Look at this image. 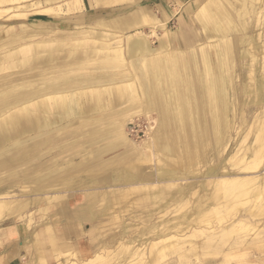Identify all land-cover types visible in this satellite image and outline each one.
<instances>
[{
	"label": "crops",
	"instance_id": "0c3cea01",
	"mask_svg": "<svg viewBox=\"0 0 264 264\" xmlns=\"http://www.w3.org/2000/svg\"><path fill=\"white\" fill-rule=\"evenodd\" d=\"M3 1L0 0V3ZM130 1L96 0L101 6L119 4V9ZM240 1L208 0L194 5L198 8L196 16L201 19L208 36H216L223 49L220 47L218 52V63H212L211 53L204 45L193 46L192 43H195L200 35H195L189 30L184 33L183 41H179L180 46L175 45L170 49L172 39L169 36L160 37L159 46L153 47L143 31L136 28L137 31L126 39V53L131 59V68L129 65L126 68V65H120L125 55L122 39L113 40L115 42L112 43L109 35H103L100 30L94 32L96 39H87L85 36L92 35L88 34L90 30L67 29L60 32L59 42L48 43L50 40H31L32 34L27 31L15 33L18 30L14 28L0 29L4 31L2 36L6 35V39H0V171H7L6 176L0 177V183L9 181L10 186L21 183L24 187H33L31 190L37 194L46 195L33 200L39 213L27 210L23 213L26 219L3 221L0 224V264H61L66 257L74 259L72 263H78L86 262L99 254L110 255L106 251L125 238H118L117 234L107 239L102 237L98 217L104 212H97L100 194L106 200L107 208H113L118 199L137 188L143 190L145 195L141 194L140 199L146 206L164 199V189L171 194V201H177V191L182 195L184 188L186 189L182 187L180 180L188 178L185 174L194 172L172 171L175 159L181 158L191 162L201 151H210L215 145L225 147L227 137L235 126L234 119L229 118L228 114L232 104L231 99H228L231 81H226L232 73V63L237 58L248 56L256 60L257 55L264 54V44L257 42L255 36L235 33L242 29V24L245 27L243 16L261 13L259 8L262 0H242L237 4ZM15 2L13 7L19 8L21 2ZM45 9L46 7L41 11ZM115 9L108 10V15L116 13L111 15L113 17L110 19L101 14H98L93 22L91 21L94 18L86 19L89 18L90 25H102L115 32L124 33L141 25L143 15L150 13L149 8L140 4L136 5L134 10L122 14L117 13L119 9ZM20 15L23 14L16 12L14 17ZM151 17L166 29L165 18ZM238 20H241L242 24ZM29 25L42 28V24L39 25L38 22H31ZM56 50H59L61 55L58 67H54L56 62L52 63ZM63 64L69 66H62ZM255 64L250 63V69L255 74L241 86L239 125L248 123L247 107L255 104L256 99L260 101L264 95V73L259 79L256 70H253ZM17 65L21 66V69L1 74ZM105 66L114 72H120L115 74L108 71L106 74H98L99 69ZM33 69H39V72L22 78L15 75ZM71 71L79 75H72L74 78H71ZM94 71L99 72L93 73ZM225 71L228 75L224 74ZM91 75L97 77L92 78ZM19 81L24 83V89L19 87ZM232 105L237 117L234 102ZM137 108L144 113L156 111L157 119L163 124L159 144L156 141L157 146L154 145V152H151V155L157 156L161 161V165L156 167V174L144 172V167L134 164L136 154L139 155L141 151L139 149L132 155L129 153L132 148L125 149L120 155L110 158L109 162L102 161L100 157L107 151L128 143L129 139L115 141L111 138L115 135H125L123 131L127 116H131ZM74 116L79 118L73 119ZM260 119L253 144L245 148L238 161L242 170L257 174L227 180L235 182L238 188L245 187L242 194H238L240 191L235 194L236 197L247 195L249 191L252 195L264 189V169L259 171L260 174L251 170L258 168L262 163L264 165V134L261 129L263 122ZM114 125L117 129L113 128ZM85 136L88 137L83 142L87 147L103 140L106 143L90 148L76 166L71 165L67 169H57L58 162H40L44 153L55 147L52 144L70 139L77 142ZM64 143L61 142L57 147L61 148ZM66 150L62 149L61 153ZM140 154H143L142 151ZM140 158L147 160L145 156ZM101 170L112 172L102 175ZM84 171L91 176L92 183L86 187L76 180ZM211 174L207 172L202 175L209 180L207 177ZM118 182L126 188H114L119 187ZM98 183L107 185L113 194L106 197L107 192H92L90 189ZM60 185L64 187L63 191L71 193L61 203L51 201L61 196L52 195L49 189ZM171 188H176L177 191H170ZM11 191L0 190V208L5 209L3 219L8 218L14 211L13 204L18 202V210L26 207L21 201L10 200ZM172 205L173 203H167L166 207L172 210ZM41 212L46 218L41 217ZM230 231L227 234L231 238ZM233 239L234 244L238 245L240 238L234 236Z\"/></svg>",
	"mask_w": 264,
	"mask_h": 264
},
{
	"label": "rangeland",
	"instance_id": "374dc122",
	"mask_svg": "<svg viewBox=\"0 0 264 264\" xmlns=\"http://www.w3.org/2000/svg\"><path fill=\"white\" fill-rule=\"evenodd\" d=\"M15 1L19 2V0H14V2L4 0L0 3V29L14 28L18 30L15 33L27 31L30 32V35L32 34L31 40H50L48 43L52 41L59 42L58 38L60 39V32L67 29H76L78 31H82L81 29L85 31L90 30L91 32H88V34L92 35L85 36L87 39H96L94 32H97L95 30H100L103 35H109L108 37L111 39L112 43L115 42L113 40L122 39L125 55L123 63H120V65H126V68L128 65L131 68V59L126 53V39L128 35L136 32L137 29L143 31L153 47L159 46L160 37L169 36L170 39H172L171 46H169L170 49H173L175 45L180 46L179 41H183L184 33L189 30L195 35H200L195 43H192L194 44L193 46L198 47L204 45L211 53L212 63H218V59L220 58L218 52L221 46L218 43V38L216 36H208L201 19L196 16L198 8L194 5L198 2L199 4H201V2L205 3L208 0H131L125 5L126 8L122 7L121 9L118 8L121 6L119 4L101 6L98 5L96 0H20V7L14 8L13 3H16ZM33 1H36V3L29 4ZM241 1L239 3L237 2V4H240ZM139 4L150 9L149 15L144 14L141 25L131 28L124 33L115 32L102 25H90L88 21L89 18H94L91 22L96 20L95 18L98 14L106 17V19H110L116 13L113 12L111 14L113 16L111 17V15H108V10L116 8L115 10H120H118L117 13L120 12L122 14L134 10L136 5ZM9 6L11 9H6ZM44 7H46V9L41 11ZM49 7L52 8L48 10L47 8ZM188 7H191V9ZM259 10H261L259 14L242 17L245 27L242 21L238 20V22L242 24V29L235 33L238 35L255 36L257 42L264 44V0L261 2ZM14 11L22 13L23 15L14 17L16 13H14ZM151 16L160 19L165 18L167 20L166 29L159 26ZM86 17L89 18L86 19ZM31 22H38L39 25L42 24L41 30L37 27L30 26L29 23ZM11 25H14V27ZM2 30H0V39H6V35L2 36L4 34ZM56 45H58V43ZM249 47L252 49L251 46ZM221 50H223L222 47ZM54 55L55 59L52 63L56 62L57 65L54 67H58L61 57L59 50H56ZM111 55L113 56V52ZM91 63H94V61H91ZM95 63L97 62L95 61ZM250 63H256L253 70H256L257 77L263 75L264 54H259L256 60H252L251 56L237 58L234 63H232V73L226 80L231 81V86L230 88L228 87V99H231L230 101L232 104L234 102V111L237 110L238 114L237 117L234 115L232 110L233 107H231L233 105L231 104L230 106L229 102L230 107L228 114L229 118L234 119L235 126L231 129V135L229 134L227 137L228 141L225 147L222 145H215L210 151L205 153L201 151V153H198L197 158L191 162H186L185 159L181 158L175 159L173 164L174 169L172 171L194 172L185 174L188 178L180 180V183L183 185L182 187H186L182 195L176 188L169 189L170 191H177L176 202L169 199L171 194H168V191L164 189V199L158 200L159 202L155 204L151 202L146 206L140 199L141 194L143 196L145 194H143V190H139L141 188H137V190L129 191L127 196L123 195V198L121 197L118 199L113 208H107V206H105L106 200H104V197L100 194L101 199L97 203V212H104L103 215L99 214L100 216L98 217L100 220L99 231L102 233V237L107 239V237H114L113 235L117 234L119 236L118 238L122 237L125 239L117 241V244L107 251L102 250L103 252L106 251V253H110V255L99 254L86 262L80 261L75 264H264V189L252 195L251 191H249L247 195L236 197L235 194L239 191L240 193L238 194H242V189H245V187L242 188L241 186V188H238L235 182L227 181L230 180L228 178H242L257 174L249 173L250 170H242L238 162L243 156L245 148L253 144L256 138L257 126L260 123L259 118H261L260 120L263 122L261 129L264 134V117H262L264 111V109H262L264 105L263 94H261L263 96L260 101L256 99L255 104L252 103L251 106L249 105L247 107L246 113L248 111V123L239 125L238 122L241 117L239 114V111H241V86L255 74L250 69ZM62 66L68 67L69 65L63 64ZM19 69H21V66L18 67L17 65L11 70L1 72V74L10 73ZM38 70L39 69H33L23 73L19 71L20 73L15 75H17V78L18 76L22 78L37 74L39 72ZM99 71H94L93 73L99 72L98 74L102 75L101 73L106 74L108 71L115 74L120 72L119 70L114 72L106 66L99 69ZM70 73V76L79 75L77 73H72V71ZM226 73L228 75L227 71H225L224 74ZM91 77H97V75H91ZM71 78H74V76ZM260 78L261 77H259V79ZM227 84L229 83L227 82ZM18 85L21 89H24L22 88L24 87L22 81H19ZM76 118L79 117H73V119ZM157 118L158 114L156 111L144 113L143 110L137 108L131 116H127V122L123 131L125 135L122 137L115 135L111 138L115 141L122 140V138H124L125 141L129 139V144L125 142L113 150L107 151L100 156L101 160L109 162L110 158L115 157V155L118 156V154L125 149L132 148V150L129 151L131 155L139 149L143 154H140L141 151L139 155L136 154L137 157L134 158V164L144 167V172L150 171L156 174V167L161 165V161L158 160L159 158L157 156L151 155V153H149L150 151L144 148L143 141L147 138L148 126L157 123ZM100 126L103 127L104 125ZM113 128L117 129L116 125H114ZM87 137H82L77 140V142H73V139L69 141L61 140V142H65L64 145H61V148L57 147V145L61 143L60 141H58L60 143L52 144L55 147H52L49 152L44 153L40 158V162L44 164L47 162H49V164L58 162L57 169H67L69 168L68 166L71 165V167L76 166L77 163L83 159L85 154L89 152L90 148H96L106 143V141L103 140L91 145V147H87L86 143L83 142ZM62 149L67 150L61 153ZM140 156L147 157V160L141 159ZM112 166L110 169H112ZM261 169H264L263 163L259 165L258 168L251 170L259 173ZM86 171H84V173L81 172L80 176L76 177L77 181H81V183L85 184V187L92 184L90 182L91 176H89ZM102 172L101 174L104 175L112 171L107 170ZM207 172L212 173L210 177H207L212 181L203 177L202 174ZM6 175V170L0 171V177ZM215 178L225 179L226 181H215L219 180ZM206 180L208 181L206 182ZM10 185L9 181L3 184L0 183V190L8 191V189H11L12 191L9 197L12 199L10 200L13 202L21 201L20 203L23 205L26 204V207L18 210V202L13 204V210L15 212L13 211L9 217L5 219H3L5 209L1 207L0 224L3 221L26 219V215L23 213L27 212V210L39 213L38 206L34 205L33 200L35 198H43L46 195L37 194L35 191L31 190L33 187L30 189L22 186L21 183L14 186ZM117 186L119 187L114 188H126L121 182H118ZM108 188L107 185L98 183L93 185V188L90 190L94 193L107 192L105 194L107 197V195L113 194L110 188ZM49 190L52 192V195L59 194V196H61L58 199L51 200L57 203H61L66 199L67 195L71 193L63 191L65 189L61 185L51 187ZM85 190L87 189H83V191ZM117 192H115V194H118ZM115 197L118 198V195ZM96 199L98 200V198ZM167 203H169V205L173 203L171 207L172 210L166 207ZM32 214L33 213H31V215ZM41 217H43L42 212ZM44 218L46 217H43V219ZM239 221L243 222L240 223ZM229 231L232 233L231 238L228 237L230 235L227 234ZM234 236L240 238L241 242L239 241L238 245L234 244ZM131 239L132 241H130ZM66 258L64 263L61 264H72L74 259L71 260L70 257L69 259L68 257Z\"/></svg>",
	"mask_w": 264,
	"mask_h": 264
},
{
	"label": "bare ground",
	"instance_id": "6f19581e",
	"mask_svg": "<svg viewBox=\"0 0 264 264\" xmlns=\"http://www.w3.org/2000/svg\"><path fill=\"white\" fill-rule=\"evenodd\" d=\"M47 1H53V0H47ZM19 2H20V0H19ZM34 3H36V1L35 2H32V3H29V4H34ZM28 5V4H27ZM26 5V6H27ZM28 6H30V5H28ZM18 7V6H17ZM48 10L50 9V7L49 8H47ZM87 53H88V51H87ZM73 69V68H72ZM160 85H161V83H160ZM159 85V86H160ZM182 99V98H181ZM179 102V101H178ZM183 103V102H182ZM9 105V104H8ZM5 110V109H4ZM195 112V111H194ZM169 113V112H168ZM183 114V113H182ZM184 115V114H183ZM202 115V114H201ZM165 116V115H164ZM170 117V116H169ZM179 117V116H178ZM150 119V118H149ZM180 119H181V117H180ZM185 119V118H184ZM166 121V120H165ZM180 121V120H179ZM214 121V120H213ZM129 123H132V122H129ZM168 123V122H167ZM166 123V124H167ZM156 124V125H155ZM155 124H150L149 126H148V132H147V138L146 139H144V141H143V146H144V148L145 149H147L148 151H150V153L151 152H154L153 151V146L155 145V146H157V144H156V141H157V143H158V139H159V136H160V132H161V129H162V122L160 121V120H158L157 119V123H155ZM190 124V123H189ZM183 125V124H182ZM156 126V127H155ZM168 126V125H167ZM198 126V125H197ZM203 127V126H202ZM198 128V127H197ZM151 129H152V131H151ZM179 129V128H178ZM174 130V129H173ZM180 130V129H179ZM188 130V129H187ZM151 131V132H150ZM224 131V130H223ZM194 132V131H193ZM196 132H197V129H196ZM203 132V131H202ZM10 133V132H9ZM188 133V132H187ZM221 133V132H220ZM263 133V132H262ZM189 134V133H188ZM194 134V133H193ZM175 135V134H174ZM198 135V134H197ZM207 135V134H206ZM163 136V135H162ZM180 136V135H179ZM201 136V135H200ZM191 137V136H190ZM195 137V136H194ZM198 137V136H197ZM202 137V136H201ZM177 138H179V137H177ZM208 138V137H207ZM190 139V138H189ZM181 140V139H180ZM226 140V139H225ZM165 141V140H164ZM260 141V140H259ZM179 142V141H178ZM197 142V141H196ZM195 142V143H196ZM200 143V142H199ZM159 144V143H158ZM165 144V143H164ZM181 144V143H180ZM255 144V143H254ZM190 146H191V142H190ZM196 150V149H195ZM200 150V149H199ZM254 150V149H253ZM194 152V151H193ZM175 154V153H174ZM185 155V154H184ZM176 156V155H175ZM181 156V155H180ZM186 156V155H185ZM190 156V155H189ZM174 157V156H173ZM196 157V156H195ZM191 159V158H190ZM190 159H188V160H190ZM168 160H169V158H168ZM193 160V159H192ZM205 177V176H204ZM206 178V177H205ZM138 185H141V184H138ZM139 187V186H138ZM3 196V195H2ZM1 197V196H0ZM255 212V211H254ZM256 214V213H255ZM240 223L241 222H243V221H239ZM239 227V226H238ZM233 230V229H232ZM69 246V245H68ZM68 253V252H67ZM81 258V257H80ZM76 262H73L72 264H75Z\"/></svg>",
	"mask_w": 264,
	"mask_h": 264
}]
</instances>
